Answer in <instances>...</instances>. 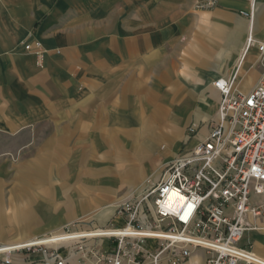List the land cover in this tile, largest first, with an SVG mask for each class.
<instances>
[{
  "label": "crops",
  "instance_id": "obj_1",
  "mask_svg": "<svg viewBox=\"0 0 264 264\" xmlns=\"http://www.w3.org/2000/svg\"><path fill=\"white\" fill-rule=\"evenodd\" d=\"M206 1L0 0V242L83 222L75 192L89 171L157 182L170 159L207 134L219 99L214 80L238 66L236 86H255L258 52L245 46L249 35L264 40V0H255L251 24L240 13L249 0ZM34 40L40 59L24 49ZM94 155H105L100 166L87 163ZM120 201L95 220L106 225ZM252 222L259 228L245 232L243 245L264 259V219ZM41 256L20 250L12 259L43 264Z\"/></svg>",
  "mask_w": 264,
  "mask_h": 264
},
{
  "label": "built area",
  "instance_id": "obj_2",
  "mask_svg": "<svg viewBox=\"0 0 264 264\" xmlns=\"http://www.w3.org/2000/svg\"><path fill=\"white\" fill-rule=\"evenodd\" d=\"M254 2L249 0L248 12L240 11L250 24ZM250 45L260 66L255 86L248 92L237 88L238 66L214 80L219 99L207 134L170 159L157 182L120 201L106 225L74 228L109 229L107 235L18 249L0 242V264H15L14 252L33 248L42 252L43 264H189L197 250L205 252L200 264H264L240 243L246 231L259 228L252 219H264V40L249 35L245 52ZM24 49L39 59L43 52L37 40ZM187 131L198 133L194 125Z\"/></svg>",
  "mask_w": 264,
  "mask_h": 264
},
{
  "label": "rangeland",
  "instance_id": "obj_3",
  "mask_svg": "<svg viewBox=\"0 0 264 264\" xmlns=\"http://www.w3.org/2000/svg\"><path fill=\"white\" fill-rule=\"evenodd\" d=\"M237 77L238 78L240 77V72L237 73ZM238 78H236V83L238 81ZM169 150L170 148L166 147L164 148V150H162V153H166ZM102 158H105V155L104 156L103 155L90 156L88 157L87 163L92 164L93 167L95 165L100 166V164L103 163ZM167 158L168 157L166 156L162 157V160L160 159L158 161L159 166H161ZM157 160L158 159H156V157L154 156L153 161H152L153 165L156 166ZM119 171L120 170H118V172ZM87 175H89L91 178L86 179V178L80 177L78 179L79 181H77V184H80V185H78V189L75 192V198H78L79 200L83 201L82 205L79 207L78 213L76 214V218L77 220H80L83 222H79V223L76 222L74 224L71 223L67 225L64 229L62 228L57 229V227H55L49 231H46V233H40L39 235H37L38 237L44 236L45 234L47 236H51L52 233H53L52 235H55L63 231L64 232L71 231V230H74L76 226L87 227V225L83 226L84 223H87L88 226H90L91 228H93L94 226L100 227L102 226V223L95 220V217H96L95 215L100 210H102L103 208L107 209L106 205L114 199L116 202L117 200L122 201L128 198L133 193L134 190L140 189L144 186L151 184L150 181L152 180V177H150L151 174L146 175L145 178H143L142 180L140 181L138 180L135 183H131V184H129L130 182H127V180L125 182H120V178H112V179L110 178V181H107V179L103 178L102 174L94 176L93 171H89ZM254 201H257V200L255 199ZM82 223L83 225H81ZM99 229H104V228H99ZM92 230L93 229H91L90 231ZM82 231H89V230L82 229ZM67 234H70V233H67ZM47 236H44V237H47ZM247 242L248 240L245 235L240 243L245 244ZM51 245L56 246L54 244H51ZM36 250H39V248H35V249L33 248L31 250H27V252H32ZM204 256H205V252L203 250L195 251L190 257L189 264H200L203 261Z\"/></svg>",
  "mask_w": 264,
  "mask_h": 264
},
{
  "label": "bare ground",
  "instance_id": "obj_4",
  "mask_svg": "<svg viewBox=\"0 0 264 264\" xmlns=\"http://www.w3.org/2000/svg\"><path fill=\"white\" fill-rule=\"evenodd\" d=\"M96 230L104 231V232H108V233L110 232L109 229H96ZM69 235L71 236V234H69ZM70 236H67V233L56 234V235L43 237V238H40V239L35 240V241H26L23 244L22 243L21 244H19V243H10V244L9 243H4L3 246L6 247L7 249H10V248L18 249V248H23V247H32V246H38V245H43V244H47V243H58L60 240L69 239ZM100 236H105V235H100Z\"/></svg>",
  "mask_w": 264,
  "mask_h": 264
}]
</instances>
